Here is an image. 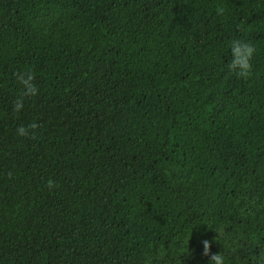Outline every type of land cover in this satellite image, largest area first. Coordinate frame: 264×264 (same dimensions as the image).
Returning <instances> with one entry per match:
<instances>
[{
	"label": "trees",
	"instance_id": "obj_1",
	"mask_svg": "<svg viewBox=\"0 0 264 264\" xmlns=\"http://www.w3.org/2000/svg\"><path fill=\"white\" fill-rule=\"evenodd\" d=\"M220 251H264V0H0V264Z\"/></svg>",
	"mask_w": 264,
	"mask_h": 264
},
{
	"label": "clouds",
	"instance_id": "obj_2",
	"mask_svg": "<svg viewBox=\"0 0 264 264\" xmlns=\"http://www.w3.org/2000/svg\"><path fill=\"white\" fill-rule=\"evenodd\" d=\"M228 53L230 58L226 64L227 71L240 78L246 79L250 77L253 69L251 61L256 53V45L245 39H232L228 44ZM14 75L22 86L23 96L32 97L38 94V88L33 83L34 75L31 71L15 73ZM22 107V102L18 100L14 105V111H19ZM34 128H36V124L34 123L28 126H18L17 134L21 136L28 135L29 130ZM49 186H52L51 181H49ZM201 243L203 246V254L208 255L209 241L202 240ZM252 259L254 264H264V251H261L259 255L254 256ZM208 264H228V258L224 252L220 251L210 255Z\"/></svg>",
	"mask_w": 264,
	"mask_h": 264
}]
</instances>
